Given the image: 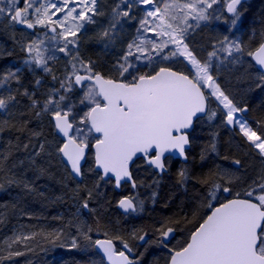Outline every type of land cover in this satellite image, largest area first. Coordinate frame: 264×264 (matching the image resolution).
Instances as JSON below:
<instances>
[{
  "label": "snow or ice",
  "instance_id": "1",
  "mask_svg": "<svg viewBox=\"0 0 264 264\" xmlns=\"http://www.w3.org/2000/svg\"><path fill=\"white\" fill-rule=\"evenodd\" d=\"M20 2L22 7L19 6L18 0H0V16L29 29L37 25H59L63 29L59 34L63 46L59 47L58 51L70 56L71 71L60 80V89L50 90L36 115L44 112L51 116L54 128L65 138L56 148V152L70 165L71 172L76 176L82 175L81 161L85 159L92 133L100 134L99 137H93L95 143L91 145L95 150L94 165L103 169L104 175L101 179L109 173L113 174L117 187L125 178L131 180L129 165L134 162L138 153L143 154L147 162L161 172L167 167L165 153H176L186 160L185 147L190 144L187 130L191 128L195 118L207 112L208 96L214 97L222 105V110H226L224 123L238 126L251 146L264 157V135H258L243 117L237 116L238 113L245 112L246 108L234 104L216 82L211 71L219 52L227 53L224 59H229L232 63L238 62L243 55L241 44L229 42L225 37L223 41L218 42L220 47L217 49L214 46L213 50L208 52L207 59L201 61L185 42L186 33L193 27L189 19L197 22L208 20L210 17L207 9L216 4L217 0H190L187 3H181L180 0H163L162 6L157 0H118L111 9L109 28L101 34L103 38H107L109 42L116 40L117 27H122V21L137 19L132 15L137 6H143L145 9L143 16L138 20L137 32L143 30L157 37H167L157 42L152 38L138 36L129 42L124 55L113 66L119 78L95 71L91 62L85 63L78 52L73 54L70 48L77 45V34L84 28L85 23H94L95 16L104 14L98 8L99 0H60V6L48 0L39 7H34L37 0ZM70 3H75L77 7H69ZM241 3L242 0H230L227 5L228 12L234 17L233 25L241 15L237 8ZM80 5L83 7L80 8ZM77 8L80 10L77 11ZM65 9L67 12L63 20L52 19L57 13H64ZM69 18L78 23L66 27L65 22ZM176 21L179 23L174 26L173 22ZM51 31L56 32V27H51ZM52 39L55 40L56 37L53 36ZM169 45H173L174 50L165 52ZM25 50L32 62L42 67L46 73H51L48 61L55 59V54L53 52L52 55H45L48 49L44 47V41L33 40ZM177 55L187 61L189 71L193 72L191 77L168 66H160L158 70L154 68L151 73L142 74L138 67L139 62L151 63L154 57L168 61ZM247 55L264 69V42ZM215 66L219 68L220 63ZM81 70L85 74H80ZM7 78H17L16 73L9 72ZM52 78L58 79L55 75ZM261 79L264 80V76ZM0 83L4 81L0 80ZM36 83L39 84L40 81L37 80ZM74 85L86 88L80 103H91L88 110L79 115L78 119V113L74 111L75 106L67 95ZM204 89L210 90L208 96L205 95ZM61 90L65 94H60ZM23 94L29 97L33 108L40 104L27 90ZM100 98L103 99V104ZM14 100L13 95L0 96V109H7L9 103ZM215 116L216 112L212 111L208 118L214 119ZM32 135L39 136L40 133L33 132ZM27 147L28 145H25V148ZM40 150H44L43 143L40 144ZM210 150L216 151L215 142L210 145ZM153 152L154 154H151ZM235 163L239 165L240 161L236 160ZM178 175L181 182L188 178L185 169H181ZM132 183L135 187V182ZM203 183L210 185L209 196L216 200V192L222 186L215 180H204ZM257 188L259 194H256V189L245 193L249 198L241 199L238 193L237 198L228 199L219 203V206H213L209 201L207 207L210 214L195 227L183 246L172 251L168 264H264V183L258 184ZM222 190L230 192L227 187ZM88 195L91 197L92 193L89 192ZM118 203L125 211L136 210L133 198L125 196ZM83 207H88L87 200ZM173 232L172 227L163 228L160 230V236L167 238ZM59 235L56 233L57 239ZM83 236L99 249L108 264H136L126 254L132 249L121 237L115 239L121 241L124 250L117 251L113 239H97L93 242L88 232H84ZM27 239L29 238L18 236L16 242ZM139 239L143 240L144 236ZM160 243H163V240ZM77 246V239L73 237L71 247Z\"/></svg>",
  "mask_w": 264,
  "mask_h": 264
},
{
  "label": "trees",
  "instance_id": "2",
  "mask_svg": "<svg viewBox=\"0 0 264 264\" xmlns=\"http://www.w3.org/2000/svg\"><path fill=\"white\" fill-rule=\"evenodd\" d=\"M242 6V24L255 30L249 39V51H253L264 40V0H249ZM14 34L16 31L10 30V34L0 36L4 45L0 69H11L17 77L9 84L15 100L9 103L7 112L0 113V264H105L93 244L85 240L84 232L93 242L109 237L124 250L121 241L115 239L121 237L132 249L129 254L136 264H168L172 251L186 243L209 213L204 211L210 185L203 181L215 180L219 161L239 160L251 174L258 172L260 163L247 157L253 153L244 139L239 135L228 137L235 129L215 137L200 127L188 151V162L171 161L168 172L159 177L156 185L151 183L156 188L155 196L152 193L135 213L123 214L117 207L119 195L113 184L93 178L79 182L58 158L57 139L49 117L42 112L37 116L40 104L33 108L29 97L23 94L27 90L34 99H43L41 87L36 84L37 71L31 72L23 65L26 52L19 48L18 41H11ZM252 66L257 70L253 62ZM54 70L55 74L40 71L39 75L60 89V82L52 78L58 74L57 65ZM96 70L108 73L105 66ZM235 81L240 97L233 100L240 108H246L242 114L256 132L264 135V80ZM33 132L40 135L34 136ZM213 142L215 152L210 150ZM181 169L187 171L188 177L183 182L178 175ZM240 197L249 198L245 194ZM86 200L88 208L95 206L94 211L83 207ZM167 227L174 232L161 237L160 230ZM56 233L60 234L58 239ZM18 236L29 239L16 242ZM140 236L144 239L140 240ZM73 237L77 239L76 248L71 247ZM16 252L22 254L12 255Z\"/></svg>",
  "mask_w": 264,
  "mask_h": 264
},
{
  "label": "rangeland",
  "instance_id": "3",
  "mask_svg": "<svg viewBox=\"0 0 264 264\" xmlns=\"http://www.w3.org/2000/svg\"><path fill=\"white\" fill-rule=\"evenodd\" d=\"M228 1L229 0H217L216 4H213L211 8L207 9V14L210 17L208 20H201L197 22L196 20L190 18L189 23L192 24L193 27L186 33L185 42L189 45L190 50L201 61L207 59L208 52L212 51L214 46L218 49L220 47V44L218 42L223 41L225 37H227V40L229 42H239L241 44V46L243 47V55L240 56L238 62L232 63L229 59H224L227 53L219 52L218 56L214 60L213 68L211 70L213 76L216 78V82L220 85L221 89L233 100V98L235 97L236 99H238L237 97H240V93L235 87V80H245V82L248 83L254 82L258 79H261V76H263V74L259 70L254 69V67L252 66V59L247 55V53L249 52V39L254 36L255 30L242 24L245 6L238 8V11L241 13V15L237 20V23L233 25V15L227 17L225 12V6ZM47 2L48 0H37V2L34 4V7H39L40 4ZM52 2L56 3L57 6H60V0H52ZM117 2L118 0H99L98 8L104 14L95 16L94 23H85L84 28H82L81 31L77 34V45L74 48L70 46V48H72L73 54L78 52L79 57L85 63H92L94 70L101 68V66H105L109 74L114 77L117 76L113 70V66L117 63L120 57L124 55V52L127 50V44L134 38L138 36H144L155 39L157 40V42L167 39V37H157L153 33L145 32L143 30L137 32V29L139 28L138 20L143 16L145 11L143 6H137L132 12V15L137 17V19L124 20L122 21V27H117L118 38L116 40L109 42L107 38H103L101 34L105 29L109 28L112 19L111 9ZM168 2H171V0H168ZM180 2L187 3L190 2V0H180ZM209 2H211V0H209ZM18 3L19 6H23L20 0H18ZM157 3L162 6L163 0H157ZM69 7H77V5L75 3H70ZM82 7L83 5H80V8ZM80 8H77V11H79ZM66 12L67 9H65L64 13H57L52 17V19L56 20L59 18L63 20ZM30 18L34 19V17ZM75 23H78V21H73L71 20V18H69L65 22V26L71 27ZM173 23L175 26L179 23V21ZM11 25L13 26V23H11L6 17L0 16V36L6 33L10 34V30H13L10 29ZM180 26L182 27L183 25ZM51 27H56L55 33H52ZM51 27L37 25L36 30H34L33 32H28L27 30L23 32L14 29V31H16V35L14 34L13 40H11L12 42L18 41L20 43V46L18 45L19 48L21 47V50L26 52V55L23 56L22 60L23 65L25 64L24 66H26L31 72H34V70L37 71V80H39L40 83L36 84L41 87L40 96H42L43 98L39 105V111L43 105V102L47 99L50 90L57 88H54L51 86V84L43 81V78H41L39 72H46L42 67L37 66L29 59V53L25 50L26 46L33 40L44 41V47L48 49V52H46L45 55H52L53 52L55 54V59L48 61V67L52 70L51 72H55L54 67L56 65L58 66L60 73L59 82L60 80H63L65 78L68 72L71 71V65L69 64L70 56H66L64 53L58 51L59 47L63 46V40L59 35L60 32L63 31V29L59 25H52ZM53 36L56 37L55 40L52 39ZM3 47L4 45L0 43V52L3 50ZM170 50H174L173 45H169V48L165 49V52H168ZM217 63H220L219 68H216L215 66ZM160 66L172 67L189 75L193 74L192 71H189L190 66L188 65L185 58L180 55H177L176 57H173L168 61L158 60L154 57L151 63H149L148 61H142L138 63L141 74L145 72L151 73L154 68L158 70V67ZM9 72H12L11 69H0V80L4 81V83H0V96L3 97H6L11 93L9 84L14 79L7 78V74ZM81 72H83V70ZM128 79H130V77H128ZM85 90L86 88L84 87L81 93H79L76 86L74 85L72 91L70 93H67L70 98V102H72L75 106L74 111L76 113L80 109L83 110L84 113L85 111H87V107L91 105L89 101H85L84 104L80 103ZM205 90H207L208 96V92L210 90ZM60 94L65 93L63 92V90H61ZM208 100L209 111L205 121H203V127L205 128L204 130L208 129V131L215 137L225 134L227 131H231L226 126V123H224V114L226 110H222V105H220L214 97L208 96ZM233 102L237 107H239L234 100ZM83 107L84 109H82ZM7 111L8 108L0 109V113H5ZM212 111L216 112V116L214 119H209L208 116ZM237 116L243 117V119L247 121L248 125L252 128L247 118L242 113H238ZM200 129H202V127ZM257 134L260 135L258 132ZM237 135L241 136L244 139L246 147H248L250 152L253 153V155L251 156H249L250 153H248L249 155L246 154L247 157L251 158L252 160L255 158L259 161L260 165L257 169L258 172H254L253 174H251L245 163H240L239 165H237L232 161L229 163L225 161H219V174L215 178V181L222 187L216 192V200L211 199V197L209 196L210 188H208L206 192L204 211V213L206 214L210 212L209 208L207 207L209 201L213 204V206H215L218 203L225 201L229 196H237L238 193L240 195H243L247 191L252 189H256V194H259L257 185L264 183V157L259 155L258 150L251 146L250 142H248L243 134L239 131V127L235 126V130L230 136L228 135V137H231L233 139ZM223 187L229 188L230 192H223ZM150 198L151 196L146 193L135 195V200L142 208ZM84 202H82V205L84 204ZM87 210L94 211L95 206L89 205V208L87 207Z\"/></svg>",
  "mask_w": 264,
  "mask_h": 264
},
{
  "label": "flooded vegetation",
  "instance_id": "4",
  "mask_svg": "<svg viewBox=\"0 0 264 264\" xmlns=\"http://www.w3.org/2000/svg\"><path fill=\"white\" fill-rule=\"evenodd\" d=\"M226 15L227 16H232L233 14L226 13ZM10 29H13V31H14V29H17V30H20V31H23V32L25 30H27L28 32H33L34 30H36V27L33 28L30 31V30H28L25 27L18 26V23H13V26L11 25V28ZM52 33H55V32H52ZM13 42H15V41H13ZM19 46H20V43H19ZM95 71H97V70H95ZM99 72H101V71H99ZM49 74H55V72H51ZM80 74H85V73L84 72H81ZM104 75L105 76H111L113 78H117V77H114V76L110 75L109 72L107 74H104ZM56 76L58 77L57 80L59 81V78H60L59 69H58V74ZM88 83H90V82H87L85 84H88ZM51 86L54 87V88H57L54 85L53 82L51 83ZM75 86L77 88V91L79 93H81V91L83 90L84 86H77V85H75ZM205 94H207V90H205ZM100 99H101V103L103 104L104 103L103 99L102 98H100ZM90 106L91 105H89L87 107V110H88V108ZM82 109H84V107ZM77 113H78V117H77V119H78L79 118V115H83V110L80 109ZM47 116L49 117L50 122L52 123V126H53V122H52L51 116L49 114H47ZM206 117H207V114L205 116L198 117L195 120V123H194L193 128L191 129V131L188 132V137H189V141H190V148L192 147L193 138L195 136L196 130H198V128H200V127H202V131L205 129L203 127V121H205ZM53 129H54V132H55V135H56V139H57L56 140V145H55V149H56L64 141L57 134L56 129L54 128V126H53ZM93 137H99V136H97L96 133H92L90 135L89 141H88L89 142V148H88V151H87L86 160H85V163L82 166V179L81 180L76 179V180L79 181V182H81L84 178H93V179H99V180H101L105 184L106 183L113 184L115 190L118 192V195H119L118 200H117V203H118V201H119V199L121 197L128 196L130 198H133V200L135 201V203L138 205L137 201L135 200V195L136 194H145L146 193V194L151 195L154 192V189H156L155 186L151 187V183L154 182V184L156 185L157 184V180L159 179V177H161L163 174H165L166 172H168V167H169L170 162L173 161V160H179V161L183 162L182 160L176 159L173 156H167L165 158V163H166L167 167H166V170L163 171V173L161 174L159 172V170H157L154 166H151L147 162V158L146 157L139 156V157H137L134 160V162L131 163V166H130V172L132 174V178H133V181L135 182V185L136 186L133 187V183L128 182V181H125V182H123L121 184L120 189H117L116 188V184H115V180L112 179V177H109L107 179H105V178L101 179V176H103V173L100 170H98L97 167L94 165V151L95 150H94V148L91 147V145L95 143V140H94ZM189 149L187 150V155H188ZM151 154H154V152L151 153ZM57 156L60 159V161L62 162V164H64L63 159L58 154H57ZM188 158H189V156H188ZM187 162H184V163H187ZM145 180L146 181H150V182L146 183ZM125 215H128V214H125Z\"/></svg>",
  "mask_w": 264,
  "mask_h": 264
},
{
  "label": "water",
  "instance_id": "5",
  "mask_svg": "<svg viewBox=\"0 0 264 264\" xmlns=\"http://www.w3.org/2000/svg\"><path fill=\"white\" fill-rule=\"evenodd\" d=\"M248 1H249V0H242V3H241L240 5H238L237 8H238L239 6H241L242 4H244L245 2H248ZM228 3H230V0H229V1L227 2V4H226V12H227L228 14H232V13L228 12V10H227V5H228ZM18 26H22V27L27 28L25 25H22V24H18ZM27 29L31 31L33 28H32V29L27 28ZM263 42H264V41H263ZM251 58H252V57H251ZM252 60H253V62H254V64H255V66L258 68V70L264 74V69H262L258 64H256L253 58H252ZM173 70H174V69H173ZM174 71H176V70H174ZM82 75H83V74H82ZM85 83H87V82H85ZM207 110H208V100H207ZM206 113H207V112H206ZM206 113H205V114H206ZM205 114H200L198 117L204 116ZM196 119H197V118L194 119V122H193L191 128H190L189 130H187V132L191 131V129H192L193 126H194V123H195V120H196ZM227 127H228L229 129H234V125H227ZM56 132H57V134L62 138V140L64 141L65 138L63 137V135H62L61 133H59L57 130H56ZM96 134H97V136H100L99 133H96ZM189 148H190V144L187 145V146L185 147L186 155H187V150H188ZM87 151H88V149L86 150V155H87ZM139 156H143V154H139V153H138V154H137V157H139ZM167 156H173L174 158H176V159H180V160H182L183 162H187V161H188V156H187V159L185 160L184 158L180 157V156H179L178 154H176V153H165V157H164V159H165ZM137 157H134V160H135ZM85 160H86V156H85V159H83V160L81 161V171H82V166H83V164L85 163ZM63 162H64V161H63ZM64 163L66 164V166L69 168V170H70V172H71L70 165H68L66 162H64ZM130 166H131V163H130V165H129V170H130ZM97 169L100 170V171L103 173V169L98 168V167H97ZM157 170H159V169H157ZM159 172H160L161 174L163 173V172H161L160 170H159ZM71 174H72V176H73L75 179H78V180H81V179H82V175H81V176H76V175L73 174L72 172H71ZM103 175H104V174H103ZM109 177H112V179L115 180L114 175L111 174V173H109L107 176H104L105 179H107V178H109ZM125 181H128V182H131V183H132V182H133V178L131 177V180H128L127 178H125L124 180L121 181L119 187L116 186V188H117V189H120L121 184H122L123 182H125ZM124 197H125V196L121 197L119 200H121V199L124 198ZM127 197H128V196H127ZM234 198H237V196H236V197H231V198H229V199H234ZM239 198L244 199V197H239ZM227 200H228V199H227ZM118 202H119V201H118ZM224 202H226V200H225ZM254 202H255V200H254ZM133 203H134V205H136V203L134 202V200H133ZM215 206H219V204H217V205H215ZM117 207H118V209L120 210V212H122L123 214H129V213H132V212H136V211H137V205H136V210H135V211H132V210H127V211H125L122 207H120L119 203H117ZM209 214H210V213H209ZM209 214H208V215H209ZM98 239H111V238L102 236V237H99ZM113 241H114V240H113ZM114 244H115L116 250H117V251H120V249H118L117 244H116L115 242H114ZM94 248H95V251H96V252L102 257V259L104 260L105 264H108V261H107L106 259L103 258V255H102V253L99 251V249L96 248L95 246H94ZM126 254L129 255L127 252H126ZM129 257H130V259H133V260L136 262V260H135L134 258H132V256L129 255Z\"/></svg>",
  "mask_w": 264,
  "mask_h": 264
},
{
  "label": "bare ground",
  "instance_id": "6",
  "mask_svg": "<svg viewBox=\"0 0 264 264\" xmlns=\"http://www.w3.org/2000/svg\"><path fill=\"white\" fill-rule=\"evenodd\" d=\"M229 130H231V129H229ZM231 131H232V130H231ZM145 182L148 183V182H150V181H146V180H145ZM97 239H98V238H97ZM97 239H96V240H97ZM93 247H94V246H93ZM94 249H95V248H94Z\"/></svg>",
  "mask_w": 264,
  "mask_h": 264
}]
</instances>
